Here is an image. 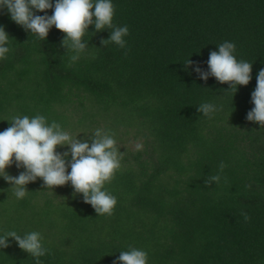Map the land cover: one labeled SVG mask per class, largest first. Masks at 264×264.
<instances>
[{"label":"trees","instance_id":"obj_1","mask_svg":"<svg viewBox=\"0 0 264 264\" xmlns=\"http://www.w3.org/2000/svg\"><path fill=\"white\" fill-rule=\"evenodd\" d=\"M111 2L113 26L129 28L126 48L102 45L112 29L90 25L76 62L55 26L41 40L0 10L10 37L0 60V132L13 116L42 115L89 143L95 130L111 131L123 153L104 185L117 198L111 216L98 215L70 182L50 189L37 178L18 199L0 177V235L39 232L50 250L40 264H113L130 247L147 252V264H264V126L246 119L264 68V0ZM224 42L252 64L248 85L194 71L209 72V54ZM203 103L217 111L199 113ZM215 175L219 183L205 184ZM9 245L0 264H36L14 239Z\"/></svg>","mask_w":264,"mask_h":264},{"label":"clouds","instance_id":"obj_2","mask_svg":"<svg viewBox=\"0 0 264 264\" xmlns=\"http://www.w3.org/2000/svg\"><path fill=\"white\" fill-rule=\"evenodd\" d=\"M7 9L11 19L25 30L46 40L49 30L55 26L65 34L62 46L72 52L70 59L76 62L85 51L87 44L83 40L89 26L94 25L96 32L105 28L112 29L108 39H102V45L114 42L120 48H126L124 37L129 34L128 26H113L115 12L111 0H0V10ZM53 9L51 16L47 10ZM35 12H45V15H36ZM9 34L0 26V60L6 59L9 53ZM235 44L224 42L218 46V51H211L207 61L209 72H203L197 64L194 71L200 74L201 79L207 81L209 75L219 83L234 85H248L252 79V64L246 61H237L233 55ZM194 62L186 61V66ZM257 85L251 94L254 104L246 119L264 126V68L257 74ZM237 91V90H236ZM199 113L209 116L217 111V107L210 103H203L198 108ZM10 126L0 132V177L12 185L14 195L23 199L28 190L26 185L41 178L46 188L64 186L69 182L75 193L83 195L85 203L91 204L98 215H113L117 198L104 190L106 182H110L121 168L123 153L117 146L115 133L95 130L89 140L77 139L60 124L53 121L50 125L42 115L13 116ZM68 147V151L58 152V147ZM137 149L141 147L136 144ZM70 156V160L68 159ZM15 164L24 171L18 176H12L6 169ZM225 165L221 164L223 172ZM71 169L70 172L68 169ZM220 176H211L210 181L219 183ZM250 187V186H246ZM245 221L250 217L242 213ZM9 238L16 241L18 247L36 258L48 254L50 250L44 247L43 237L39 232H30L23 236L15 231L0 235V249L9 247ZM148 253L134 247L128 251H121L113 264H147Z\"/></svg>","mask_w":264,"mask_h":264}]
</instances>
